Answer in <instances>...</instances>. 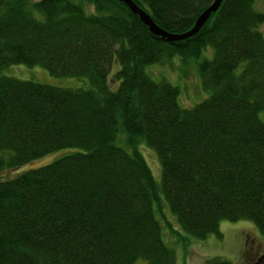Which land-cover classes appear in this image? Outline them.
<instances>
[{
  "label": "trees",
  "instance_id": "obj_1",
  "mask_svg": "<svg viewBox=\"0 0 264 264\" xmlns=\"http://www.w3.org/2000/svg\"><path fill=\"white\" fill-rule=\"evenodd\" d=\"M132 1L178 34L213 0ZM251 2L220 0L166 42L119 0H0V173L62 150L0 180V264H174L160 200L181 241L219 237L220 220L264 236V12ZM163 62L197 72L201 102L180 108L177 88L144 71ZM13 64L77 87L1 75Z\"/></svg>",
  "mask_w": 264,
  "mask_h": 264
},
{
  "label": "rangeland",
  "instance_id": "obj_2",
  "mask_svg": "<svg viewBox=\"0 0 264 264\" xmlns=\"http://www.w3.org/2000/svg\"><path fill=\"white\" fill-rule=\"evenodd\" d=\"M252 8L255 11L264 12V0H252ZM259 33L264 35V23L259 27ZM211 50L208 54H210ZM172 64V65H171ZM159 65L152 64L145 66L144 71L151 79L159 80L162 79L167 81L169 84L175 86L178 90V96L176 101H178L179 107H191L197 102H201L202 98L207 94L206 91L200 89L199 80L197 82V72L194 76L193 69H187L186 77H182L183 72L180 70V64L175 66V63ZM175 72H178L175 74ZM1 75L10 76L11 78H18L24 80H31L32 82H39L54 87H77L75 85L74 78L69 77H59L50 76L46 73L43 67L39 65H21L13 64L3 67ZM184 79V80H183ZM140 146V144H139ZM139 150V154L143 156L145 164L150 169V175H152L153 182L158 186V181L160 180L159 174V164H157L155 155L152 154L150 148L142 144ZM138 148V149H139ZM62 150L53 151L49 154L42 155L38 159H33L27 164L20 165L17 169H2L0 173V180H8V178L17 176L24 169H29L31 167H39L42 164H48L54 157L59 156ZM155 159V160H154ZM159 197L162 198L161 195ZM160 198V199H161ZM163 199V198H162ZM157 203L158 213L164 216L167 220H170L171 226H175L174 219L172 215L167 211L168 209L162 204ZM162 202V203H161ZM154 206V204H153ZM156 206H154L155 209ZM167 211V212H166ZM168 213V214H167ZM156 218L159 220L161 226H163V243L166 247H171L174 249V264H201L206 258L211 256H217L218 258H223L230 264H264V236L257 232L255 226L252 222H247V220L239 219V221H229L220 220L218 222L216 235L209 233L203 239L196 240L195 238L187 237L188 240L181 241L174 235H171L164 226L163 218L157 213ZM165 222V221H164ZM174 229V228H173ZM175 231V229L173 230ZM179 235L185 236L180 230L177 231ZM132 264H145L143 259H137L136 262Z\"/></svg>",
  "mask_w": 264,
  "mask_h": 264
},
{
  "label": "water",
  "instance_id": "obj_3",
  "mask_svg": "<svg viewBox=\"0 0 264 264\" xmlns=\"http://www.w3.org/2000/svg\"><path fill=\"white\" fill-rule=\"evenodd\" d=\"M119 1H121L123 6L126 7L128 10H130L134 14V16L137 17V19L144 24L146 30H149L156 37L158 36L160 39L168 42L174 40L178 41L179 39H183L185 37L188 38V36L197 32L202 22H204L208 18V14L210 12L215 11L218 8V3L220 0L211 1L210 4L208 5V8H205L203 11H201L198 14L197 18H195L194 22H192L190 26L191 28H189L187 32L185 31L178 34L168 31L165 32L164 29L155 26L153 20L148 17L147 13H145L144 10L136 6L132 0H119Z\"/></svg>",
  "mask_w": 264,
  "mask_h": 264
}]
</instances>
